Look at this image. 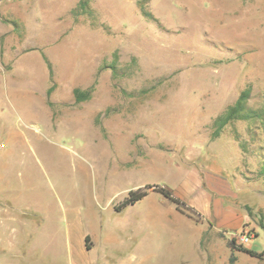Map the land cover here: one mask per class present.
<instances>
[{"label":"rangeland","instance_id":"1","mask_svg":"<svg viewBox=\"0 0 264 264\" xmlns=\"http://www.w3.org/2000/svg\"><path fill=\"white\" fill-rule=\"evenodd\" d=\"M244 93L248 117L220 126ZM194 165L234 179L248 215L206 234L220 264H264L237 249L264 251V0H0V264H204L162 193L115 209ZM113 216L136 238L108 254Z\"/></svg>","mask_w":264,"mask_h":264},{"label":"crops","instance_id":"2","mask_svg":"<svg viewBox=\"0 0 264 264\" xmlns=\"http://www.w3.org/2000/svg\"><path fill=\"white\" fill-rule=\"evenodd\" d=\"M238 188L234 179L231 180L225 175H221L214 168L210 167L208 169L202 165H194L187 168L182 174L179 188L175 191L170 190L175 197L186 204L188 210L182 211L178 207L172 208L170 209L171 217L166 220L175 228L181 225V217L187 216L191 218L197 225L193 235L194 241H198L200 247H202V243L205 244L209 255H207V260L204 264H220V257L217 252L213 251L215 247L207 239L206 234L209 232V234L213 235L214 233L217 235L220 231H225L229 234L230 231H238L248 220V215L239 201ZM145 200L146 196L142 200L143 203ZM171 202V204L177 206L176 203ZM136 204L137 202L134 205ZM129 206L126 207V210L140 214V210L132 209L131 206L133 205ZM147 214L157 217L158 210L153 207L148 210ZM112 221H116L114 226L108 225L105 230V237H102L106 244L105 248L108 251L106 253L108 254L112 253V246L119 244L120 239L124 243L127 242V238L130 240L136 238L134 236V221L125 223L118 216H113ZM99 223L95 219L94 223L91 224L90 231L86 230L82 233L81 247L83 249L88 250L85 241L87 235L93 236L94 234L102 233V225ZM177 230L178 228H175L174 232ZM125 232L128 234L125 235ZM120 234H124V237L120 238ZM91 263L93 264L94 262Z\"/></svg>","mask_w":264,"mask_h":264},{"label":"trees","instance_id":"3","mask_svg":"<svg viewBox=\"0 0 264 264\" xmlns=\"http://www.w3.org/2000/svg\"><path fill=\"white\" fill-rule=\"evenodd\" d=\"M84 7L83 10H87V6L85 5L84 2H82L80 4V8ZM86 92L83 91H79L76 90L75 91V96H76V100L80 101L83 100L84 98H86ZM246 93H244L239 100L237 101L236 105L229 108V110L222 116L219 118V122H220V126L227 123L229 120L231 119H236V118H240V119H244L247 118L248 115L245 114L244 111V105H243V100L246 98ZM153 188L154 191L160 192L162 193L166 198L170 199L171 201H173L174 203L177 204L178 208L182 211H185L183 209H181V206H186V204L179 198L175 197L172 192L170 191V189L163 187V186H159V185H153V184H147L144 188H138V189H131L128 192V195L117 205H115V209L117 211H121L122 209L126 208L129 205H134L136 202H138L139 200H142L145 196L148 195L149 193V189ZM264 229V223H262L261 225ZM90 236L87 235L85 238L86 241V248L89 250L91 249L90 243ZM235 242L236 239H232L231 241V248L232 250H234L236 248L235 246ZM239 251L245 252L251 256H255L258 258H263L264 257V251L262 252H257L254 251L252 249L240 246L237 248ZM236 260L235 255H231L230 257V262H234Z\"/></svg>","mask_w":264,"mask_h":264},{"label":"built area","instance_id":"4","mask_svg":"<svg viewBox=\"0 0 264 264\" xmlns=\"http://www.w3.org/2000/svg\"><path fill=\"white\" fill-rule=\"evenodd\" d=\"M250 235L247 233L241 234L239 237L238 242L242 245H245L246 243H248L250 241Z\"/></svg>","mask_w":264,"mask_h":264}]
</instances>
